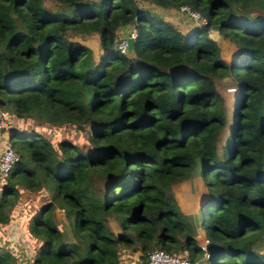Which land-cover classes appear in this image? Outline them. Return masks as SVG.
Here are the masks:
<instances>
[{
    "label": "trees",
    "instance_id": "16d2710c",
    "mask_svg": "<svg viewBox=\"0 0 264 264\" xmlns=\"http://www.w3.org/2000/svg\"><path fill=\"white\" fill-rule=\"evenodd\" d=\"M141 2L186 4L207 22L183 33ZM125 24L129 53L115 46ZM91 34L96 59L69 37ZM0 109L17 154L0 173V223L20 224L31 264H121L120 248L144 262L152 247L188 264H264V0H0ZM44 125L82 133L53 141ZM179 181L201 240L175 203ZM54 207L72 212L74 240ZM10 248L0 264H16Z\"/></svg>",
    "mask_w": 264,
    "mask_h": 264
},
{
    "label": "rangeland",
    "instance_id": "374dc122",
    "mask_svg": "<svg viewBox=\"0 0 264 264\" xmlns=\"http://www.w3.org/2000/svg\"><path fill=\"white\" fill-rule=\"evenodd\" d=\"M46 3L50 6H55V3L52 1H47ZM142 3H143V5H149V7H151L150 4H146L144 2H141V4ZM169 18H171V17H169ZM168 21H170V20H168ZM69 37L72 40H81L82 42L86 43L91 48L92 58L93 59L97 58V55L99 52V46L97 44L96 35H94V34L83 35V36L69 35ZM220 45H221L220 54L222 56H226L225 53L227 52V58L226 59L230 58L231 53H232V49L229 47V45L227 44L226 47L222 46L225 44H220ZM215 85H216L217 89L220 91L224 100L230 104L231 99H232V92H233V89L235 86L234 81L231 80L230 77H223V78L216 79ZM31 125L33 128H35L36 131L40 130V128L35 123L32 122ZM58 128L60 129L62 127L46 126V125L41 126V130L48 137H50L53 141H55L59 137H62L63 139H70V140H74V141H79V139H80L79 134L82 133L81 129L76 128V127H71V128L63 127L59 131V130H57ZM3 136L8 141L7 129L4 131ZM89 186L91 188V191H94L98 185H97V182L95 180H90ZM184 189H188V192H185ZM44 190L47 192L46 189H44ZM189 191H192V186H191L190 181H187V182L179 181L173 185V197L175 199V203L177 204V207L183 211L184 220L187 221L188 223H190L189 225L191 226L192 229H194V231L196 233H199V235H197V237L199 240H201L202 237L200 234H203V232L199 230V228L197 227V224H196V220H194L193 216L191 214H189L188 210L190 208V205L184 204L183 200H182V199L185 200V199L190 198L191 193ZM47 195H48V192H47ZM43 203H45V202L44 201H38L37 204H34V208L32 209V213H34V211H36ZM24 210H26V209H23V211ZM67 210L68 209H65L62 207H54L52 209V218L54 219V221L56 222L57 226L62 231L64 236L68 237L70 240H74L75 238L73 236L72 225L70 222L72 220V212L67 211ZM16 211L19 212V209H17ZM29 213H30V211H27V215ZM108 222L114 231H116L118 229L116 223L112 221L111 216L108 217ZM17 231L19 232V230H17ZM177 237H178V239H183V235H180ZM3 242L4 241L0 238V246L5 247ZM34 245L35 244L31 243V242L27 246L26 245H20V244H16V245L14 244L15 247H17V248L20 247V249L23 250V252H20V253L19 252H17V253L13 252L16 255V259H17L16 264L19 263L20 258L23 259L22 262L24 263L25 256L28 258L29 262H31L32 257L34 255V250H33ZM6 247H7V249L11 250L9 245H7ZM138 253L139 252H137L136 250H133V249L120 248L119 260H120L121 264H143L144 258L139 257ZM202 257H204V256H202Z\"/></svg>",
    "mask_w": 264,
    "mask_h": 264
},
{
    "label": "built area",
    "instance_id": "2783aa9c",
    "mask_svg": "<svg viewBox=\"0 0 264 264\" xmlns=\"http://www.w3.org/2000/svg\"><path fill=\"white\" fill-rule=\"evenodd\" d=\"M178 11L184 13L194 25L206 24V18L200 14L198 10L191 9L186 4H181L176 8ZM136 35V29L132 25L129 27L126 35H120L115 39V46L120 51L125 52L126 37L130 36L134 38ZM7 113L5 110L0 109V173H6L17 160V154L9 142L4 138L3 133L7 127ZM5 139V140H4ZM203 250V256H207L206 249L201 245ZM143 264H188L186 257L179 254L169 253L157 247H152L146 251V258Z\"/></svg>",
    "mask_w": 264,
    "mask_h": 264
},
{
    "label": "crops",
    "instance_id": "0c3cea01",
    "mask_svg": "<svg viewBox=\"0 0 264 264\" xmlns=\"http://www.w3.org/2000/svg\"><path fill=\"white\" fill-rule=\"evenodd\" d=\"M148 7H149V5H148ZM149 8L152 11H155L156 13L160 14L164 19L170 20L178 28V30L183 32V33L190 30L194 25L193 22L184 13L178 11L177 9L163 8V7L154 6V5H151V7H149ZM169 17H171L172 19ZM129 27H130L129 24L122 25L117 30V36L126 35ZM220 44H225V45H222L224 47H226V45L228 44L229 47L232 49V44L228 43L224 38L218 43L219 46H221ZM225 55L227 56V52L225 53ZM188 211L190 212L191 209H189ZM17 230H19V232ZM0 234L2 236L0 238L5 242V243L3 242V244L5 246L10 244L9 246H11L13 248L12 251H14L15 253L23 252V250L20 249V247L19 248L15 247L14 244L15 245L20 244V245H26L27 246L31 242L28 239L25 232L23 231L20 224L16 221L11 222V223H5V224L0 223ZM7 243H9V244H7ZM22 260L20 258V260H19L20 263H18V264H31L26 256L24 259V263L22 262Z\"/></svg>",
    "mask_w": 264,
    "mask_h": 264
},
{
    "label": "water",
    "instance_id": "95a60500",
    "mask_svg": "<svg viewBox=\"0 0 264 264\" xmlns=\"http://www.w3.org/2000/svg\"><path fill=\"white\" fill-rule=\"evenodd\" d=\"M206 35L212 39L214 42L217 44L223 39V36L221 33H219L218 29L216 27H211L207 30ZM133 41L134 39L130 36L126 37V47H125V52L129 53L132 50L133 47Z\"/></svg>",
    "mask_w": 264,
    "mask_h": 264
},
{
    "label": "clouds",
    "instance_id": "9594fccd",
    "mask_svg": "<svg viewBox=\"0 0 264 264\" xmlns=\"http://www.w3.org/2000/svg\"><path fill=\"white\" fill-rule=\"evenodd\" d=\"M194 26V25H193ZM5 138V137H4Z\"/></svg>",
    "mask_w": 264,
    "mask_h": 264
}]
</instances>
